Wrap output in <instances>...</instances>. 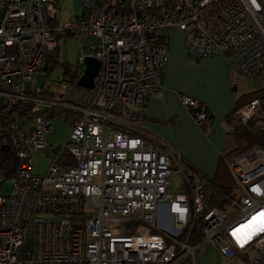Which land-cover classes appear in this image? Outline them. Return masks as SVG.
<instances>
[{"label":"built area","instance_id":"obj_1","mask_svg":"<svg viewBox=\"0 0 264 264\" xmlns=\"http://www.w3.org/2000/svg\"><path fill=\"white\" fill-rule=\"evenodd\" d=\"M157 1L78 0L64 27L49 25L47 0H0V116L11 112L18 161L0 194V264H196L202 243L217 250V264H264V148L226 160V192L173 148H156L143 113L162 94L172 28L189 55L223 54L236 75L263 87L264 0H170L155 12ZM63 30L79 38L82 65L98 60L93 87L77 84L83 71L73 66L67 93L37 95L34 79ZM180 101L199 127L210 125L198 99ZM235 115L264 125L259 99ZM55 120L70 128L62 144L47 141ZM35 154L47 156L45 172L33 170Z\"/></svg>","mask_w":264,"mask_h":264},{"label":"crops","instance_id":"obj_2","mask_svg":"<svg viewBox=\"0 0 264 264\" xmlns=\"http://www.w3.org/2000/svg\"><path fill=\"white\" fill-rule=\"evenodd\" d=\"M241 81L246 83L244 90H240ZM245 81L231 70L223 54L205 58L189 55L182 32L172 28L162 94L149 97L143 106L146 132L155 136V147L165 152L173 148L190 167L213 180L220 155L235 147L222 121L224 116L234 108L239 95L260 87ZM182 94L205 106L211 117L208 127L196 124L180 101ZM209 256L219 258L211 245L201 253V258Z\"/></svg>","mask_w":264,"mask_h":264},{"label":"trees","instance_id":"obj_3","mask_svg":"<svg viewBox=\"0 0 264 264\" xmlns=\"http://www.w3.org/2000/svg\"><path fill=\"white\" fill-rule=\"evenodd\" d=\"M168 1L170 0H158L153 10L155 12H159L163 8V5ZM58 2L59 0H53L54 7L57 6ZM47 17L50 26L60 25L58 15L55 14V12L53 15V13L50 12L48 6ZM72 36L75 35L66 30L55 33L57 44L53 51L49 54L47 65L45 66L43 71L51 72L56 69L57 66H59L58 58L60 52V41L62 38H69ZM62 66L64 71L61 81L64 82L66 80V77H70L68 81L73 83L77 78V73H70L73 66L69 64H62ZM34 93L41 96H50V93L43 90V87H40L39 89L36 88L34 90ZM253 99H259L264 109V86L239 95L235 101L234 108L227 115H225L222 120L227 127V134L232 137L235 143V147L231 151L222 153L220 155L213 181L217 186H219L226 192H231L233 190V182L229 174L226 160L231 155L245 149L252 144H258L264 148V125H257L251 121H248L246 124H242L235 115L236 109ZM12 120L13 119L11 118V112H8L6 115L0 116V180L11 179L16 175L18 169L16 151L15 148L9 143L8 139V133ZM196 228H199V224H197ZM197 240L198 238L196 237V234L194 232V234L190 238V242L194 243Z\"/></svg>","mask_w":264,"mask_h":264},{"label":"rangeland","instance_id":"obj_4","mask_svg":"<svg viewBox=\"0 0 264 264\" xmlns=\"http://www.w3.org/2000/svg\"><path fill=\"white\" fill-rule=\"evenodd\" d=\"M47 6L50 12L58 15L59 24L61 26L67 27L72 22H74L76 15L81 11L80 4L78 0H59L56 7L53 5V0H48ZM262 23L264 26V17L262 18ZM60 52L58 63L59 66L56 67L51 72L39 71L34 79V83L37 89L43 87V90L50 93V95L58 96L65 94L70 89V85L66 82L61 81L63 76V66L62 64H69L72 66H78L80 74L83 71V65L78 61L80 42L77 36H72L69 38H62L60 41ZM246 82V81H245ZM246 89V83L244 81L240 82V90ZM70 132L69 125L63 121L55 120L52 124L51 133L48 135L47 140L51 143L62 144ZM48 165V158L43 154L33 155V170L38 173L45 172ZM190 167V165L188 164ZM11 183L9 180L0 181V194L6 195L9 192ZM170 187L172 192H179L183 190L180 187V175L174 174L170 180ZM49 219L52 217L48 216ZM200 226V225H199ZM210 246L208 243H202L195 249L196 264H216L220 259L212 258H201L202 251L206 247ZM223 262L222 264H225Z\"/></svg>","mask_w":264,"mask_h":264},{"label":"water","instance_id":"obj_5","mask_svg":"<svg viewBox=\"0 0 264 264\" xmlns=\"http://www.w3.org/2000/svg\"><path fill=\"white\" fill-rule=\"evenodd\" d=\"M83 73L78 78L77 84L85 88L93 87V78L98 69V60L92 56H86L83 59Z\"/></svg>","mask_w":264,"mask_h":264}]
</instances>
